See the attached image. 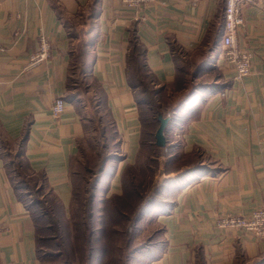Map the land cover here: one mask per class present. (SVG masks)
<instances>
[{"label":"crops","instance_id":"0c3cea01","mask_svg":"<svg viewBox=\"0 0 264 264\" xmlns=\"http://www.w3.org/2000/svg\"><path fill=\"white\" fill-rule=\"evenodd\" d=\"M92 3L0 0V141L9 148L5 160L0 154V264H39L34 224L8 177L5 165L12 160L6 158L20 149L30 172L43 176L68 209L70 162L84 135V119L66 99V89L83 40L90 43L89 77L102 92L123 156L99 186H105L106 198L120 194V175L135 162L141 134L127 74L133 39L158 83L172 86L177 80L175 47L193 74L201 70L191 78L194 84L214 85L166 126L167 145L176 142L179 149L167 154L168 176L189 172L163 190L169 205L154 213L161 246L147 264H264V239L216 225L219 215L247 216L264 205V0L242 6L237 43L252 53V64L240 81L222 57L224 0H198L194 5L157 0L139 7L97 0L91 24ZM40 35L50 43L49 56L24 70ZM56 98L65 101L58 117L51 112ZM182 159L188 161L180 163ZM195 162L204 170H196Z\"/></svg>","mask_w":264,"mask_h":264},{"label":"rangeland","instance_id":"374dc122","mask_svg":"<svg viewBox=\"0 0 264 264\" xmlns=\"http://www.w3.org/2000/svg\"><path fill=\"white\" fill-rule=\"evenodd\" d=\"M76 62L77 60H75L74 67L69 72L70 86L68 94H72L75 92L86 94L85 96L79 98V102L86 106L84 115H86L87 124L85 127L84 135L80 142V152L78 158L72 163L71 167L72 189L70 201L68 203V209L65 211V218H63L62 221L59 222V225L48 224L53 216V206L51 201L52 197L45 187L44 182L42 183V180H40L38 177L29 176L23 168H19V166H17L19 159H15V165H12L9 170L10 176L11 178H13L15 183H20L24 201L30 206L32 214L37 219V255L39 264H66L65 262H63V258L65 257L54 258V260L49 258V255L53 256L57 255V253L60 254L62 253V250L64 252V249L69 254L68 259L74 260L76 251V254H78V261L84 262V248H82V246L85 242V239L82 234L85 231L82 224V221L84 219L83 215H81L80 213V207L83 205V203L85 204L87 198L89 197L85 189H88L89 186H91V182L93 181L91 180L93 179L92 172L90 173V171H86V169L91 168L93 162H96L94 167V169H96L99 165L100 159V167H102L104 163H106V166L110 165V167L116 163V151H114L115 148H113L112 142L110 140L111 132L107 123L108 117L106 118V114H104V111H94L91 106L88 107V104H90L88 97H93L95 88L94 90L91 88L92 80L89 75H83L79 69H76ZM182 69L186 73L183 79L186 80L185 83L187 84V81L190 78V71L187 70L186 66L183 64ZM143 80L146 82H144L145 86L149 87V85L147 84L148 78H143ZM87 85H89V87L86 89H89V92L85 89V86ZM151 87L155 89L157 95L153 94L151 96L148 93V95L144 94L142 92V87H139L136 89L138 98L144 101V99H146V95L149 96V100L152 98L151 101L154 100L156 102V100L158 99H160L161 101H166L167 96L171 91L170 89H163L158 85H152L150 86V88ZM75 88H77V90H75ZM153 106L154 108L157 107L156 105ZM140 115L142 121L143 143L137 157V163L134 166L136 169L133 172L135 177L128 176L127 178H125V185L123 188L125 193H127V196L125 197H130H128L126 201L123 200V202L120 199H117L116 201L118 206L117 208L122 210L125 213V216L121 218L112 210V207L115 206L114 201H112V203L110 201H105L106 197L104 192L106 188L105 186H103V184L101 186H97L94 193L96 194V198H98L95 208L101 209L103 208V206H105L106 209L109 208V212H107L109 216L105 214V216H100L104 218L99 220L97 218L99 217L97 216L99 214L97 213L101 212H97L96 218L93 220L94 226H99V229L104 231L103 234H100L98 232L97 243H99L103 248H110V250L114 245L116 249H118L119 247L122 252L127 249L128 253L130 254H128L129 260L133 264L136 261L133 260L135 253H132V251L136 250V252H138V255L142 257V252H144L143 249H147L150 244H154L156 248H159L161 246V226L155 221L156 214L154 213L158 210V208L166 207L169 205V195L164 194L163 192L167 184L164 186L162 194L160 196L156 195L155 192H157L159 187L161 189V182L166 179V176H168L167 174H165V170H167L168 168L167 165L169 161L167 154L173 153V155H175V152L179 150L176 142L173 146H169V148L171 147L170 149L168 148L169 150L160 149L158 147L155 148L156 146L153 144L154 133L158 125L156 122V112L154 113L152 108L147 107L145 104H143L140 108ZM0 142L2 143V141ZM14 149L15 148L13 146H10V150L12 152L14 151ZM7 151H9V148H7ZM9 159L11 158H6V161H9ZM180 161V163L185 164L188 159H182ZM112 170V168H108L106 172L99 174L96 178H94V180L98 178H100V180L104 177L106 178V176H109V174H111ZM133 184L139 185L140 187L143 185L142 191L144 193L146 192V195H150L152 196V198L154 197L155 202L154 206H151L149 208H146V206H144L141 211L143 212V217L140 220L139 224H137L136 226H134L132 222H130V219L135 213V210H137L136 208L141 203L142 199L137 197L132 192V188H130V186ZM128 192H130L129 195ZM89 195L91 196L93 195V193L90 192ZM158 198L160 199V202L158 201ZM141 207L142 205L140 206V208ZM56 228L57 231L55 230ZM156 252L157 251H155V253ZM119 253L120 252L117 251V255ZM104 260L105 257L100 255L98 258V264H103Z\"/></svg>","mask_w":264,"mask_h":264},{"label":"trees","instance_id":"16d2710c","mask_svg":"<svg viewBox=\"0 0 264 264\" xmlns=\"http://www.w3.org/2000/svg\"><path fill=\"white\" fill-rule=\"evenodd\" d=\"M96 3H97V0H93V3H92L93 8H92V12L90 15L91 24L93 22V18H95V5H96ZM91 28H92V26H90V29H88V30L90 31ZM89 44L90 43L88 40H83L82 42H80L78 44L76 51H75V54H74V57H73V62L71 64V68L69 69V72L74 67L75 60H77L76 69H79L83 75H85V74L89 75L88 70H87ZM172 51L174 53V58H175V62H176L177 80L175 81V83L172 86H165V85L158 83L157 80L152 75V73L148 70V68L145 64V60H144V50L137 43L136 39H133L131 42V45H130V50H129V53L127 56V62H128L127 74H128V82L132 88V91L134 92V98H135V101H136V104L138 107L139 119H140V123H141L139 150H138V153L136 155L135 162L133 164H127L122 170L121 177H120L121 193L120 194H113V195L109 196V198L105 199V201H108V202L110 201L111 203H112V201H114V203H115L114 207L115 208L112 207V210L115 212V214L119 215L121 218H123L125 216V213L122 210L117 208L118 206H117L116 201H117V199H120L123 202V200L126 201L128 199V197H130V196L125 197V196H127V193H125V191L123 190L124 185H125L124 181H125V178H127L128 176L135 177L133 172L136 169L134 166L137 163V157H138L140 148H141L142 143H143V141H142L143 140L142 139V121H141V115H140L141 105L145 104L147 107L152 108L154 113L156 112V122L158 125H159V122L157 119L158 114H161L162 117H168L169 118L168 125H169V123L171 124L172 122H175L177 120V117L180 115L181 111L183 109H185V107L188 110L190 109V106H188L190 102H193L197 98L204 96V93H207V92L210 93V92H212V90H214V88H213L214 85H212L211 83L199 82V83L194 84V82L191 81V78L192 77L193 78L198 77V74L201 70L198 69L193 74L191 72L190 68L188 67V65H186L185 62L177 56V54H176L177 51H176L175 47H172ZM182 64L185 65L187 70L190 71V78L188 79L187 84L185 83L186 80L183 79L184 76L186 75V73L182 69ZM69 72H68V78H67L66 99L69 102H72L80 110V112H82L83 119H84V131H85L87 121H86V115H84V111L86 109V106H84L81 102H79V98L85 96L86 94L81 93V92H79V93L75 92L72 94H68V90H69V86H70V84H69ZM143 78H148L147 84L149 85V87L145 86V84H144L145 81L143 80ZM152 85L153 86L158 85V86H161L163 89H170L171 90L167 96L166 101H161L160 99L156 100V102L154 100L151 101L152 98L149 100L148 99L149 96H146V95H145V98L147 100L144 99V101H143V100L138 98V96L136 94V89L139 87L140 88L142 87V92L144 94L148 93L151 96L153 94L157 95V92L155 91V89L152 87L150 88V86H152ZM88 87H89V85L85 86V89ZM186 87H187V89H186ZM91 88L93 90L95 88V92L93 93V97H90V98L88 97L90 104H91V105L88 104V107L91 106L94 111H96V110L97 111H104V114H106V118L108 117L107 123L109 125V129L111 132L110 140L112 142L113 148H115L114 151H116V153H115L116 154L115 155V159H116L115 162L116 163L111 167H110V165L106 166V163H104L102 165V167H100L101 166V164H100L101 159H100L99 165L96 169H94L96 162H93V165L91 168L86 169V171L88 170V171H90V173L92 172V174H93L92 178L93 179H91V180H93V181L91 182V186H89L88 189L87 188L85 189V191L87 192L89 197L87 198L85 204L83 203V205L80 207V213H81V215H83V219H84L82 221V224H83V228L85 231L82 234L84 236V239H85V242L82 246V248H84V260H83L84 262L78 261V258H77L78 254H76V251H75V256H74L75 259L74 260L68 259L69 254L65 251V249H64V252L62 250V253H60V254L57 253V255H53V256L49 255V258L54 260V258L65 257V258H63V262H65L66 264H98V258L100 255H102L103 257H105L103 264H133L129 260L130 254L128 253L127 249H125L122 252V250L119 249V247H118V249H116L115 245H114L112 247V249L110 250V248L109 249L107 247L103 248V247H101V245L99 243H97L98 232L100 234H103L104 231L100 230L99 226H96V225L94 226L93 220L96 218L97 212H101V213H97V214H99V215H97V216H99V217H97L99 220L104 218V217H100V216H105V214L109 216V214L107 213V212H109V208L106 209L105 206H103V208H101V209L95 208V205L97 204L98 198H96V196H95L96 194H94V193H95L97 186H99L100 178L95 179V180H94V178H96L99 174L106 172L108 168H112L113 170L111 171V173H113L116 165L123 158V156L119 151V141L117 139L118 135H117V132L115 130L114 123L110 118V114H109V112L105 106L102 92L93 80L91 83ZM75 90H77V88H75ZM86 91L89 92V89H86ZM153 105H156L157 107L155 106L156 108H154ZM158 125H157V127H158ZM168 125H167V127H168ZM167 127L164 131V135H165V132L167 131ZM154 135H155V133H154ZM81 140L82 139H80L78 142V152L74 157H72L71 162H70V178H71V181H72L71 167H72V163L78 158V155L80 152ZM22 141H24V138L22 139ZM3 142L4 141H2V143L0 142V145H1L0 154L3 156V158L5 160V155L7 153L6 146H8V144L6 142H4L5 143L4 144ZM153 144L155 145V136H154ZM155 146H153V147H155ZM157 147L158 146H156L155 148H157ZM158 148L166 150L169 148V145H167V142H166L164 147H158ZM15 159H17V160L19 159L17 166H19V168H23L25 170V172L28 173L29 176L38 177L40 180H42V183L44 182L45 187L47 188L50 196L52 197L51 201H52V206H53V213H52L53 216H52V218L50 217L51 220L48 222V224H53V225L58 224L59 225V222H61L62 219L65 218L66 212H65L64 207L61 205L59 199L56 197V195L53 193V191L48 186L45 178L41 175H35L34 173L30 172V170L27 167V164L25 163V161L22 157L21 150L18 149L17 152L15 153V155L11 158L12 161L9 163L6 162L7 164L5 165V167L7 170L8 177H9V179H10V181L14 187V190L17 193L18 198L20 199V201L23 202V204L27 208V210L30 214V217L32 219V222L34 224L36 256L38 258V255H37V252H38V249H37L38 234H37V227H36L37 219L32 214V212L30 210V206L24 201V196H23V192H22L21 187H20V183H18V184L15 183V181L13 180V178H11L10 173H9L10 167L12 165H15L14 164ZM97 163H98V161H97ZM193 165H194V167L197 166L196 170H200V171L204 170L203 167H201V166H200V168H198L199 162H195ZM167 171L168 170H165V174L168 175ZM188 172H189L188 170H183L181 172L175 173L174 176H170V175H169L170 177L167 176L166 179L164 181H162L160 184L161 189L159 187L157 192H155L156 195L160 196L162 194V190L166 184L173 183L177 178H181L182 176L188 174ZM39 186H41V185H39ZM37 187H38V185H37ZM71 187H72V182H71ZM130 188H132V192L137 197L142 199L141 203L136 208L137 210H135V213L133 214V216L130 219V222H132V224L134 226H136L137 224H139L140 220L143 217L142 216L143 212H141V211L144 208V206H146V208H149L151 206H154L155 202H154V197L152 198V196L146 195L145 194L146 192L144 193L142 191L143 185L140 187L139 185L133 184L130 186ZM90 192H92L93 195L90 196L89 195ZM130 192H128V195L130 194ZM158 201L160 202L159 198H158ZM141 205H142V207L140 208ZM166 210H167V206L162 207V208H158V210L156 212H161V211H166ZM71 220H72V218H71ZM92 223H93V225H92ZM55 230L57 231V228ZM129 242H130V240H129ZM129 242H127V243H129ZM117 251L120 252L118 255H117ZM143 251L144 252H142L143 253L142 257H144V258L140 257L138 255V252H136V250L132 251V253H135L133 260L136 262L134 264H140V263L141 264H147L148 259L155 254L156 246L154 244H150V246H148L147 249H143ZM115 253H116V255H115Z\"/></svg>","mask_w":264,"mask_h":264},{"label":"built area","instance_id":"2783aa9c","mask_svg":"<svg viewBox=\"0 0 264 264\" xmlns=\"http://www.w3.org/2000/svg\"><path fill=\"white\" fill-rule=\"evenodd\" d=\"M129 7H139L157 0H121ZM163 3L179 0H160ZM194 5L198 0H182ZM256 0H224V19L220 44L222 57L232 69L234 79L242 80L251 72L252 53L239 47L237 38L243 26L242 6L245 3H254ZM50 43L46 36L40 35L37 49L28 57L24 70H30L43 63L49 56ZM63 98H56L51 112L58 117L64 110ZM216 225L220 229H236L253 236L256 239H264V205L254 208L247 216L226 214L219 215Z\"/></svg>","mask_w":264,"mask_h":264},{"label":"water","instance_id":"95a60500","mask_svg":"<svg viewBox=\"0 0 264 264\" xmlns=\"http://www.w3.org/2000/svg\"><path fill=\"white\" fill-rule=\"evenodd\" d=\"M159 125L155 131V145L158 147H164L166 144L165 136H164V131L166 129V126L169 122L168 117H162L161 114H158L157 116Z\"/></svg>","mask_w":264,"mask_h":264}]
</instances>
